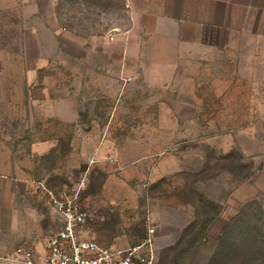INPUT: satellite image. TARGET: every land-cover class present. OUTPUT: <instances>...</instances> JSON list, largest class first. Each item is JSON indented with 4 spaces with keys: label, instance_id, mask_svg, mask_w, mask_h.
<instances>
[{
    "label": "rangeland",
    "instance_id": "374dc122",
    "mask_svg": "<svg viewBox=\"0 0 264 264\" xmlns=\"http://www.w3.org/2000/svg\"><path fill=\"white\" fill-rule=\"evenodd\" d=\"M34 1L39 14L33 25L43 50L53 55L61 16L82 36L107 30L112 39L108 29L125 14L118 3L54 0L48 15L47 0ZM25 2L0 0V68L25 64L19 53L27 22L17 7ZM110 47L111 58L98 49L91 66L87 59L66 60V89L50 91L48 101L0 89V131L31 141L46 133L45 182L53 197L79 193L87 214L81 238L127 246L139 243L149 226L170 221L177 233L157 245L155 264H264L263 93L211 83L207 91L164 89L167 73L119 74V45ZM50 61L47 71L56 73L57 60ZM192 96L196 107L187 104ZM114 153L139 160L144 170L124 179L112 163L96 160Z\"/></svg>",
    "mask_w": 264,
    "mask_h": 264
},
{
    "label": "crops",
    "instance_id": "0c3cea01",
    "mask_svg": "<svg viewBox=\"0 0 264 264\" xmlns=\"http://www.w3.org/2000/svg\"><path fill=\"white\" fill-rule=\"evenodd\" d=\"M25 1L24 6H17L27 22L21 31L19 53L25 64L0 68V89L25 92L34 101H48L53 98L50 91L66 89V60L87 59L91 66L90 59L96 57L98 49L110 59V45L118 44L119 74L167 73L170 77L164 89L173 91H207L211 84H218L216 89L260 91L264 95V0H88L92 6H123L120 24L108 29L112 39L107 30L99 36H82L76 28L68 29L64 17L59 16L52 33L54 55L43 50L39 30L33 25L39 8L34 0ZM46 3L43 11L53 14L54 0ZM65 42L72 48L67 49ZM29 58L31 66L27 65ZM50 60H57L56 73L47 71ZM162 68L164 72L158 71ZM181 76H185L184 81ZM190 99L194 102L196 96ZM193 102L187 104L198 106ZM36 134L39 137L31 141L16 131H0V264H14L7 258L20 245H32L40 256L44 239L62 225L42 171L51 148L49 139L46 133L44 137L40 136L43 132ZM102 148H108L107 142ZM96 160L112 163V169L124 179L144 170L139 160H127L123 154L106 158L99 154ZM176 233L170 221L160 220L155 228L156 247L169 243Z\"/></svg>",
    "mask_w": 264,
    "mask_h": 264
},
{
    "label": "built area",
    "instance_id": "2783aa9c",
    "mask_svg": "<svg viewBox=\"0 0 264 264\" xmlns=\"http://www.w3.org/2000/svg\"><path fill=\"white\" fill-rule=\"evenodd\" d=\"M112 38V37H111ZM52 204L62 217V225L43 241L44 252L36 256L32 245H20L7 259L14 264H155V227L128 247L100 245L80 237L87 214L82 210L79 193L52 197Z\"/></svg>",
    "mask_w": 264,
    "mask_h": 264
}]
</instances>
